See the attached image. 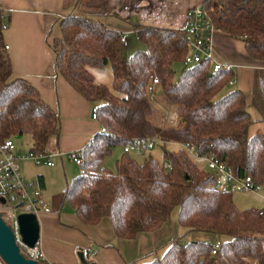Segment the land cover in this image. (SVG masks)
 <instances>
[{
	"label": "trees",
	"instance_id": "16d2710c",
	"mask_svg": "<svg viewBox=\"0 0 264 264\" xmlns=\"http://www.w3.org/2000/svg\"><path fill=\"white\" fill-rule=\"evenodd\" d=\"M202 6L217 33L243 41L248 56L262 64L254 71L251 105L264 121V0H204ZM9 23L0 4V144L28 135L29 151L46 153L60 138L61 115L30 81L14 77L4 35ZM134 28L144 46L127 53L122 34L100 20L75 13L60 20V36L52 42L55 70L94 105L101 126L82 149V172L67 184L64 203L86 224L110 219L124 239L160 229L179 208L181 233L154 250L152 259L127 264H264V207L239 208L233 192L215 188L212 171L182 147L168 149L194 144L198 155L225 161L239 178L251 176L263 185L264 134L250 135L255 121L247 96L230 87L235 72L213 71L209 60L186 65L185 29ZM107 64L112 87L97 82L92 72ZM178 64L183 69L176 78ZM153 74L160 81L155 98L149 92ZM161 97L173 124L156 108ZM148 137L163 141L156 145L163 149L162 161L150 154L141 162L125 151L116 172L104 165L115 147ZM205 235L222 240L216 254V240Z\"/></svg>",
	"mask_w": 264,
	"mask_h": 264
},
{
	"label": "crops",
	"instance_id": "0c3cea01",
	"mask_svg": "<svg viewBox=\"0 0 264 264\" xmlns=\"http://www.w3.org/2000/svg\"><path fill=\"white\" fill-rule=\"evenodd\" d=\"M203 2L204 0H0L10 16L4 35L13 63L14 77L30 81L40 91L43 99L61 115V135L55 142L56 152L64 153L63 156H57L62 162L67 157L66 154L81 151L101 126L92 118L94 105L55 70L52 42L60 36V20L72 13L93 17L109 28L126 34L127 47L131 42L139 47L141 41L135 33V24L183 30L188 24L189 11L202 6ZM214 48L216 60L229 61L235 66L236 82L231 86H238L232 89H241L247 96L249 111L255 121L250 128V135L258 132L264 134L262 115L251 105L254 71L262 64L248 56L241 40L215 33ZM159 99V104L162 105L163 97ZM156 108L160 110L158 105ZM171 145V150L181 148L180 144ZM134 149L142 153L141 150ZM124 152L123 146L121 156ZM192 158L195 161L201 159L195 156ZM2 159L3 155L0 153V161ZM55 165L56 163L53 166ZM22 173L27 178L32 177L31 182L43 188L44 199L52 208L50 212H40L37 215L40 223L39 244L47 262L81 264L79 252L91 248L92 252L88 257L90 261L97 264H127L149 256L182 231L177 216L160 229L141 233L135 239L117 237L108 218L97 225H91L84 223L70 205L69 212H62L64 190L71 181L66 180L65 184L55 187L50 176L47 180L40 169ZM236 205L240 208L237 203Z\"/></svg>",
	"mask_w": 264,
	"mask_h": 264
},
{
	"label": "built area",
	"instance_id": "2783aa9c",
	"mask_svg": "<svg viewBox=\"0 0 264 264\" xmlns=\"http://www.w3.org/2000/svg\"><path fill=\"white\" fill-rule=\"evenodd\" d=\"M189 20L185 28L186 41L188 44V53L185 57L184 63L186 65H193L209 60L212 64L213 71H234L235 66L229 61H218L215 59L214 35L217 33V28L212 19L208 15L207 10L203 6L194 7L189 11ZM122 41L125 45L128 43L126 34H122ZM9 47L7 46V49ZM236 78L230 81V85H234ZM160 81L154 74L151 76L150 96L155 98L159 94L158 86ZM97 109L93 108L92 118H97ZM105 131V129H102ZM163 141L157 137H148L135 139L131 144L125 146V151H130L133 148L139 150H152L158 143ZM180 147L185 149L190 155L201 158L206 161L208 169L215 175V188L220 192H236L249 190L254 193H259L262 185L254 183L251 176L239 178L225 161L216 160L211 155L200 156L197 153L196 145L194 144H180ZM0 153L3 159L0 161V211L4 215L13 217V222L9 223L16 235V241L20 246L21 252L27 257L38 262L44 261V264H58L47 262V258L40 247L39 242L30 247L26 245L20 234V227L18 216L22 213H34L38 215L40 212H50L51 206L45 201L43 188L34 182L26 179L21 172V160H33L36 163L44 162L49 166L55 164L54 158L63 156L62 152L34 153L29 151L22 152L16 145L12 138L7 139L3 144H0ZM68 158L73 159L76 163H82L83 152H70L66 154ZM164 165L167 168L171 167L169 161H165ZM2 199L5 201L3 202ZM222 240L215 241L213 253L216 254ZM88 260L91 248L83 251ZM0 264H8L0 255Z\"/></svg>",
	"mask_w": 264,
	"mask_h": 264
},
{
	"label": "rangeland",
	"instance_id": "374dc122",
	"mask_svg": "<svg viewBox=\"0 0 264 264\" xmlns=\"http://www.w3.org/2000/svg\"><path fill=\"white\" fill-rule=\"evenodd\" d=\"M143 43L141 44L140 47H143ZM135 47V48H133ZM134 49V50H133ZM137 47L133 45V43L131 42L129 47H127L126 52L127 53H133V51H136ZM183 69V66L181 64H178L176 66V78L180 77L181 71ZM94 75H95V79L97 82H102L107 84L109 87H112V80H113V75H112V68L110 64L101 66V67H94V69H92ZM233 88H238V86H230ZM157 105L159 106L160 110L159 113L163 116H166V121L168 123V125L173 124L174 120H173V116L169 115V113L167 112L166 108H164L162 105H160L159 103H157ZM175 119V118H174ZM15 143L17 144V147L22 151L27 153L29 150V146L31 144V139L30 136L26 135L21 139L15 140ZM173 146L172 145H168V149H172ZM57 150V145L55 140H52L50 145H49V149L48 152H56ZM122 150H123V146H117L113 149L112 153L110 155H108L104 161V165L111 171L116 172V163H117V159L120 158L121 154H122ZM133 150V149H132ZM131 154L138 159L139 161H143L144 158L150 154H152L154 157H156L159 160H163L164 159V155H163V149L161 148V146H157L156 148H154L153 150H146L145 153H140L138 150L134 149ZM33 161V160H32ZM29 160H22L20 162V165L22 166V172H34L37 169H40V172L44 173L47 180H49V176H50V181L54 182L55 187H58L59 185H61L62 183L65 184L66 180L68 181H72L74 176H77L78 174H80V172H82L81 166L78 165L73 159L68 158V157H64L63 161L59 158V157H55L54 158V162L56 163L55 166L53 167H49L47 165L44 164V162H41V165H36V162H32ZM197 164L205 169V170H209L208 169V165L206 163V161L202 160V159H196ZM27 180L31 181V178H27ZM37 179V178H34ZM233 198L236 201V203L240 206V208L242 207V209H245L247 207H256V208H260L263 207L264 204V183L262 185V189L259 193H254L252 191L249 190H245V191H236L233 192ZM71 207L69 206V203H64L63 206V213L65 212H69V209ZM178 212H179V208H175L172 212V219L175 220L178 216ZM5 219L7 222L12 223L13 222V217L8 215L7 213H5L4 215ZM192 237H194V235H192ZM191 237V238H192ZM203 237V236H202ZM208 238L210 239V241H215L217 239V237L214 236H208L205 235L204 238ZM189 237V239H191ZM165 251V247L159 249V254H163V252ZM152 256H146L141 258L140 260L144 259H152Z\"/></svg>",
	"mask_w": 264,
	"mask_h": 264
},
{
	"label": "water",
	"instance_id": "95a60500",
	"mask_svg": "<svg viewBox=\"0 0 264 264\" xmlns=\"http://www.w3.org/2000/svg\"><path fill=\"white\" fill-rule=\"evenodd\" d=\"M20 138L19 136L17 137ZM4 202L5 200L2 199ZM20 234L23 242L34 247L40 239V223L34 213H22L18 216ZM0 255L8 264H39L37 260L27 258L16 241V235L11 226L5 221L0 211ZM82 264H97L87 259L83 251L79 252Z\"/></svg>",
	"mask_w": 264,
	"mask_h": 264
}]
</instances>
